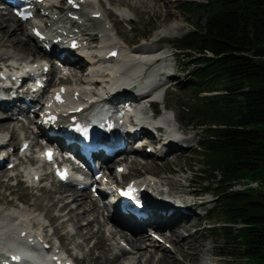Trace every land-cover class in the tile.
<instances>
[{"label": "bare ground", "instance_id": "6f19581e", "mask_svg": "<svg viewBox=\"0 0 264 264\" xmlns=\"http://www.w3.org/2000/svg\"><path fill=\"white\" fill-rule=\"evenodd\" d=\"M159 1L160 0H83L79 2L81 7L79 12L81 18L79 21H70L67 16L71 6L74 3L77 4L78 0H72L71 3L69 0H65L61 5L58 4V0H45V2L38 7L40 10L39 14L25 22L14 17L9 11H1L0 33L3 32V34L0 35V46L4 47L0 49V68L11 67L15 69V67H21V69L29 68L32 69V71H41L44 66V63L41 61L50 63L52 60L50 56L54 55L55 50L60 51L61 46L62 49L60 53H65L62 64L66 69L63 70L64 73L61 71L57 73L56 65L52 63L49 76L55 77L56 73L62 74L65 82L70 80L74 83L70 85L56 84L51 93L52 95L59 93L64 99V103L49 105V101L44 102V111L67 114L83 109L79 112V115L85 116L88 112L100 106V95H102L101 91L104 89V93L108 94L106 104L109 105V109H113L115 106L120 107L122 102H124L123 104H125V102H130L131 104L140 106L145 100L141 97L143 91H153L155 87L157 88L160 85L159 82L156 84L157 80L155 77L158 75L160 76L158 81L161 82V80H163L164 72L160 73L161 69H167L173 57V55L162 51V48L153 46V43L159 41L157 39L162 36L161 34L173 32L177 30L178 26L172 25L162 28L161 31L159 30L160 33L157 34L158 36H155L154 40L150 43L142 42L138 45H131V43L128 44V42L133 41V39L127 40V38H125L121 24L122 22H130L132 29L135 30L136 25L133 19L137 18H135V16L133 17L132 14L137 13L138 15H142L153 13L157 15L158 5H160ZM93 14H98V18H94L92 16ZM130 18L132 19L129 20ZM70 25H72L71 28H69ZM16 28L20 30L22 39L14 36L13 33L16 31ZM34 29L39 30L43 35L48 36L49 39L60 37L63 33H68L78 45L79 49L73 50L66 44L60 45V42L52 45L51 41L48 39L40 41L33 36ZM42 43L45 45L49 43V47L50 45L52 46L48 56L43 54L41 50ZM114 49H118L119 51L117 59H106L107 55ZM156 62L160 63L154 65ZM165 65L167 67H165ZM85 71L86 73H83ZM61 85H64V87L61 88ZM48 91L49 90L45 93ZM62 91L63 93L61 94ZM16 94L18 93L16 92ZM19 99L18 95H14L13 92H11L10 96L5 100H0V144L5 143L7 134L12 135L18 128L29 129L28 125L32 123L38 122L37 125L40 124L39 122L41 120H37L39 115L35 116L36 120H30L28 125H24V123L23 125L19 124L15 115H17L18 111L23 114L26 112V109L20 107ZM37 103L38 102L35 104ZM136 111L137 114L144 113L139 109ZM113 113L112 116H116L117 111L115 110ZM46 116V114H43V117ZM70 116H72V114H70ZM173 117L175 123L172 122V120H168L167 129L163 127L164 129L162 130L149 124L147 122V116L135 118L132 127H134L136 131H139V137L146 139L145 144H135L137 145L136 147H140L136 149L130 148L127 151V153L132 154L129 158H125L121 161L111 159L110 161H113V163L117 164L116 167L120 166L125 171L129 168L137 171L140 166L145 170V173H150V167L154 166L153 159L156 158L164 161L161 172L165 171V165L172 162V160H177L184 148L191 149V143L193 141L192 138L183 136L186 134V130H184V125L181 119L178 118V115L174 113ZM131 121L132 119L128 120V123H131ZM128 132L129 129L126 127L122 133L126 134L124 138L131 143L133 139H135L134 134ZM164 135H166L165 139H163ZM174 136L177 139H174ZM23 141H29L33 144L32 149L26 151L24 154L27 156L34 154L35 157L40 160L39 157H42V155L39 156L33 151L37 146V142L34 143L35 138L33 137V130L30 136L23 139ZM150 146H153V151H148L146 149V147L148 148ZM43 151L44 150L41 149V152ZM142 156L145 158L144 161L139 160V157ZM170 156L175 159L169 160ZM25 158L27 157L22 158L23 163ZM8 163L9 161H6V164ZM15 168L17 167L15 166ZM13 171H11V173H13ZM43 173L44 170L39 167L31 168L26 164V166H21L14 176L16 178L22 177L27 184L33 186L37 184V180ZM169 173L176 174V172L172 171H169ZM151 175H153L154 178L146 177L139 182L141 186H147L148 190L154 193L156 192L152 197L147 193L145 194L148 208L153 215L152 218L154 217V223L141 221L139 222L140 225L136 227L137 229L135 232L134 230L132 232L127 231V228H123L119 225H111V222H115L117 218L111 214L107 219H104V210H101L97 206L95 201L91 198L90 192L87 190H76L73 189L72 186L55 190L54 193L58 197H56V201H51L50 204L45 207V213H41L42 207H40L41 209H36L39 205L37 202L34 204V201L29 202L17 198L16 200L20 203V206H16L12 204V200H9V203L4 204L5 207L4 205L0 206V256L16 248L22 243L23 239H26L36 244H49L51 252H57V254L59 252L58 255L60 257L66 254L69 262L72 264H81V260L83 261L86 259L85 257L88 256L90 252L82 256L80 258L81 260H79L71 251H81L91 238L96 235H103L105 231V240H107L108 243L107 248L104 250V254L110 251L112 242L113 249L119 246V254L113 259L111 258V263L109 264L200 263L203 258L199 254L200 251L197 247L190 245L188 248L183 249L182 246L174 242L172 237L176 236L182 238L180 241L190 240L191 238L185 239L186 237L183 235L187 234L186 226L183 225L189 218L192 222V217L194 216H198L200 219L204 217H202V215L199 216L196 212L197 205L191 206L187 201L180 199L182 198V196L179 195L181 191L174 190L172 186L165 181L166 176L160 179L156 171H154V174L151 173ZM121 177L122 176H120V178ZM252 186L257 187L258 183L255 182ZM147 188L145 189L147 190ZM162 190H168L169 193H159ZM38 191L41 193L48 192L43 188ZM66 192H69V194L66 195L67 197L62 198ZM196 193V191L189 190L185 192L184 195ZM87 195H89V198ZM87 198L88 201H86ZM164 203L167 207L162 209ZM33 205H36V208ZM169 208L174 210L171 217H167L166 215L163 216V218L157 216L158 211H166ZM180 208H184L187 213H181ZM52 211H57V214L50 217L49 213ZM100 217L102 218V220H100L102 222L98 220ZM46 219L48 223H46ZM57 219H60V223L54 226L53 224ZM82 221H85L84 226L81 224ZM47 224L53 226L52 231L49 233L46 231ZM95 224L97 228L95 226V231H92V227ZM148 226L155 227L158 230L159 236L163 239L164 243L148 240L150 238V233L146 230ZM59 227L60 229L71 227L72 231L59 235ZM191 231L190 229V234L193 236L198 233L196 230L194 232ZM75 232L81 240L78 244H75L73 242L74 240H72L73 237L74 239L77 237L75 236ZM66 236L69 237L70 240L66 241ZM52 237H56L55 242H52ZM105 240H103V242H105ZM61 243L64 245L65 249H63ZM121 243L125 246H122ZM95 244H97V242L89 247V251H97L100 249H94ZM98 247H100V245H98ZM171 247L174 249L173 253L169 252L171 251ZM35 253L36 255L32 258H23L24 263L48 264L47 259L40 252L36 251ZM177 256H180L181 260H178ZM153 258L155 261H153ZM97 259L100 260L101 257L98 256ZM103 262H105V260ZM2 263L3 261L0 260V264Z\"/></svg>", "mask_w": 264, "mask_h": 264}, {"label": "trees", "instance_id": "16d2710c", "mask_svg": "<svg viewBox=\"0 0 264 264\" xmlns=\"http://www.w3.org/2000/svg\"><path fill=\"white\" fill-rule=\"evenodd\" d=\"M184 6L195 26L174 48L194 58L185 83L193 94L189 122L203 132L198 179L214 199L210 220L219 222L211 230L226 250L218 256L264 264V0ZM244 179L263 187L241 188Z\"/></svg>", "mask_w": 264, "mask_h": 264}, {"label": "rangeland", "instance_id": "374dc122", "mask_svg": "<svg viewBox=\"0 0 264 264\" xmlns=\"http://www.w3.org/2000/svg\"><path fill=\"white\" fill-rule=\"evenodd\" d=\"M204 0H160L159 8L157 9V15L153 13H147L142 15L132 14L133 17L137 19H133L136 25L135 30L132 29L130 22H122L121 26L125 35V38L127 40L133 39V41H129L128 44L131 43V45H138L142 42L150 43L154 40L155 36H158L157 34L160 33L162 28L170 27L172 25H177V30L173 32H167L166 34H161L162 36L157 39L159 42L153 43V46H156L157 48H162V51H167V54L173 55L169 67L167 69L162 70L166 73H168V78L165 80L164 84L161 88L158 90V94H162V99L160 102V109H162L163 104L169 109V113L174 116V113L178 115V118L181 119L182 124L184 125V130H186V134H184V137H190L193 139L191 143V149L184 148L182 151V154H180V157L177 160L172 156H170L169 160H172L169 164L165 165L164 169L165 171L161 172L162 166L164 161L159 159H153L154 166L150 167V173H145V170L139 166L138 172L134 169H128V180H142L152 174H154V171L158 172V177L164 178L166 176V182L172 186L174 190H179L181 193L179 195L182 196V200L187 201L192 206V202H199L201 197L193 200L190 195H184L185 192H188L189 190L196 191V194H199L202 187L200 186V181L198 179V176L201 174H205L204 170L202 168V160L198 158L197 155V149H198V143L203 135V132L197 127L195 123L190 124L189 118H190V111L193 107L192 98L193 94L185 87V83L189 79V74L191 71L194 70V58L191 56H188V54H182L177 52L174 48V41L181 36L185 35L188 32H191L194 28V24L196 21L195 14H187L184 10V5L186 3H201ZM4 12V10H0V12ZM130 18L129 20H131ZM204 18L200 20V25H203ZM16 31L13 33L14 36L21 38L20 30L15 29ZM160 30V31H159ZM0 33V35H2ZM160 36V35H159ZM22 39V38H21ZM4 46H0V49H2ZM7 48V47H6ZM33 56V55H31ZM161 62V61H160ZM156 62L154 65L160 63ZM153 65V67H154ZM57 70V67H56ZM62 83L61 81H59ZM68 85L72 84V81H67ZM74 83V82H73ZM216 94V93H212ZM202 95H209V94H202ZM174 119V117H173ZM18 120V119H17ZM19 121V120H18ZM20 125H23L21 121H19ZM10 131V130H9ZM30 129H17L16 132H13L12 135L7 134V137H11V141H8V146L11 147L10 149H13L14 151L18 150L20 147V143L23 138H27L30 136ZM155 134V133H154ZM147 149H154V148H147ZM185 150V151H184ZM117 160V159H115ZM140 161H144L145 158L139 157ZM117 164L114 163V167ZM19 168L15 169V173L18 172ZM169 171L176 172L169 173ZM1 172H5L4 170ZM160 173V174H159ZM0 176V206L9 203V200H12V204L16 206H20V203L16 200L24 199L29 202L34 201V204L37 202L38 208H36V205H33L37 210L42 207L41 213L46 212V208L51 201H56L57 195H55L54 191L60 189L56 186H50L49 184L46 185L45 190L48 192H40L34 188L28 187L27 183L23 180L22 177L17 178V184L15 181L10 180L6 181V175L1 173ZM217 176H219L218 173H216ZM153 176V175H151ZM151 178V177H148ZM177 183H176V182ZM65 188V187H64ZM60 191V190H59ZM89 192V191H88ZM69 194V192L64 193L62 198L67 197L66 195ZM89 198V195H87ZM88 198L86 201H88ZM205 199L207 202L199 207H197L196 212L198 215H202L204 217L203 219H200L198 216L192 217V222L190 221V218L187 220V222L183 225L186 226L187 234H183L186 238L190 240H181L182 238H178L176 236L172 237L174 242H176L177 245H180L183 247V249L188 248L190 245H193L199 249V254L202 256V261L199 263L195 262L196 264H241L243 263V260L237 259L232 260L227 257H219V252H226V250L219 249V243H217L213 231L211 230L212 227L217 226L219 221L216 219L210 220V216H212L213 209H214V199L210 195V193H207V196H205ZM5 207V205H4ZM80 213L79 211H77ZM57 214V211H52L49 213V216L53 217ZM98 215V214H97ZM90 218V216H89ZM99 222H102V218L98 219ZM200 220V221H199ZM46 223L47 219H46ZM60 219H57L54 226L59 225ZM81 224L84 226L85 221H82ZM95 226L97 228V225H93L92 231H95ZM189 227V228H188ZM53 226H50L47 228V232L49 233L52 231ZM191 232H194L195 230L198 231L197 234L194 236L190 234ZM149 230V229H148ZM68 231H72L70 228H58V233L65 234ZM150 231V230H149ZM55 232V231H54ZM77 232V231H76ZM75 232V236L76 235ZM103 235H96L95 237L91 238L87 245L81 249V251L72 250L71 253L75 254L77 259L81 260L80 258L82 256H85L88 252L90 254L86 256L83 261L81 260V264H109L111 263L112 253L115 252V249H113V242L112 247L109 252L104 254V250L107 248V240L106 234ZM56 234V233H55ZM85 234V233H83ZM145 235V234H143ZM146 236V235H145ZM105 242H103V240ZM116 239V238H115ZM114 239V242H115ZM66 241L70 240L69 237L66 236ZM73 242L75 244H78L81 242L80 238L77 236ZM150 241V239H148ZM177 240V241H176ZM56 241V237H52V242ZM61 241V240H60ZM91 241V242H90ZM163 241V240H162ZM169 241V239H168ZM71 242V241H70ZM94 246V249L100 248L99 250L89 251V247L93 243H96ZM101 242V243H99ZM90 243V244H89ZM163 243V242H162ZM62 244V243H61ZM115 244V243H114ZM100 245V247H98ZM116 245V244H115ZM168 245V244H166ZM93 246V245H92ZM63 249L64 245L62 244ZM67 249V247H66ZM113 249V251H112ZM169 249V248H168ZM169 251L170 253H173L174 249L171 247ZM100 256L101 259H97V257ZM105 258V259H104ZM107 258V259H106ZM178 260H181L180 256H177ZM105 260V262H103ZM208 260V261H206ZM109 261V262H108ZM153 261L155 259L153 258ZM206 261V262H204ZM143 262V260H142ZM191 262V261H190ZM114 264V263H112ZM188 264V263H186Z\"/></svg>", "mask_w": 264, "mask_h": 264}, {"label": "snow or ice", "instance_id": "6c2138e0", "mask_svg": "<svg viewBox=\"0 0 264 264\" xmlns=\"http://www.w3.org/2000/svg\"><path fill=\"white\" fill-rule=\"evenodd\" d=\"M69 2L71 3L72 0H69ZM24 18H26V17H24ZM37 34H38V33H37ZM57 99H59V97H57ZM53 119H54V118H53ZM76 130L79 131V132H81L85 137H87V129H86V128H80V127L77 125ZM47 155H48L49 158H50V154H47ZM14 259H18V258H14Z\"/></svg>", "mask_w": 264, "mask_h": 264}]
</instances>
